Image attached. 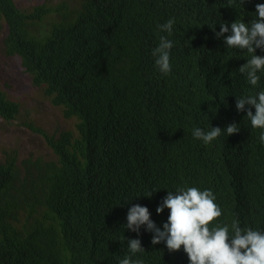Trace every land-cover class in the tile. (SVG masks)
I'll list each match as a JSON object with an SVG mask.
<instances>
[{
  "label": "trees",
  "instance_id": "trees-1",
  "mask_svg": "<svg viewBox=\"0 0 264 264\" xmlns=\"http://www.w3.org/2000/svg\"><path fill=\"white\" fill-rule=\"evenodd\" d=\"M78 2L26 11L0 0V51L75 120L50 132L26 123L53 158L19 160L15 150L0 158V264H119L130 255L128 239L145 249L133 260L188 264L183 246L169 252L164 242L151 244L146 225L139 234L125 228L136 204L162 227L169 210L157 214L156 207L178 187L213 192L222 214L210 228L231 231L238 221L264 231V129L236 109V98L264 90V73L250 85L239 67L252 53L224 40L231 22L250 24L264 0ZM170 18L168 35L158 26ZM224 22L229 32L217 38L210 27L219 32ZM161 35L173 42L167 75L152 55ZM19 112L0 88V118L12 121ZM233 122L238 133L210 144L192 134Z\"/></svg>",
  "mask_w": 264,
  "mask_h": 264
},
{
  "label": "clouds",
  "instance_id": "clouds-1",
  "mask_svg": "<svg viewBox=\"0 0 264 264\" xmlns=\"http://www.w3.org/2000/svg\"><path fill=\"white\" fill-rule=\"evenodd\" d=\"M243 3L244 0H241V6ZM255 9L256 19L250 24L234 20L230 25V34L224 37L227 48L252 53L251 59L242 64L239 71L246 75L248 83L254 87L261 79L258 73H264V56L255 54L257 48L264 51V3L256 4ZM174 22V18H170L158 27L161 32L171 35ZM210 28L217 38L229 32V26L225 22L220 23L219 32H215V25ZM172 47L173 42L161 35L158 46L152 52L158 70L164 75L171 72ZM245 105L254 107L255 113L245 109ZM236 109L246 112L253 128L264 129V90L255 95L236 98ZM237 125L233 122L224 129L210 126L207 131L197 127L192 134L204 144H210L222 134L227 137L238 133L240 127ZM259 140L264 144V131H261ZM153 192L150 191L146 196L151 197ZM215 199L209 189L201 191L196 187H178L175 191H167L162 203L156 207L157 214L162 213L164 208L169 210L167 221L163 222L162 227H158L150 219L146 206L136 204L128 209L125 228L139 234L140 226L146 225L147 230L153 234L151 244L164 242L169 252L179 251L183 246L188 264H264V231L242 228L238 221L232 223L231 231L227 225L209 227L222 214ZM127 244L130 255L120 259L119 264H143L142 260L131 258L137 253L145 252L140 240L128 239Z\"/></svg>",
  "mask_w": 264,
  "mask_h": 264
},
{
  "label": "rangeland",
  "instance_id": "rangeland-1",
  "mask_svg": "<svg viewBox=\"0 0 264 264\" xmlns=\"http://www.w3.org/2000/svg\"><path fill=\"white\" fill-rule=\"evenodd\" d=\"M43 2L49 5L65 2L70 7L79 5L78 0H16L18 7L26 11ZM3 29L0 30V48ZM0 88L20 106L17 119L5 121L0 118V158L10 150H15L19 160L27 157L53 158L43 137L30 129L26 123L50 132L59 128H73L75 120L63 117L61 108L52 105L42 90L31 84L29 77L21 70L18 59L8 57L1 51Z\"/></svg>",
  "mask_w": 264,
  "mask_h": 264
}]
</instances>
